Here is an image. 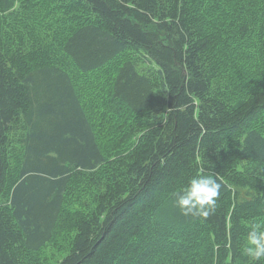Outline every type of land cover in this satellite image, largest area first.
I'll use <instances>...</instances> for the list:
<instances>
[{
  "label": "trees",
  "instance_id": "16d2710c",
  "mask_svg": "<svg viewBox=\"0 0 264 264\" xmlns=\"http://www.w3.org/2000/svg\"><path fill=\"white\" fill-rule=\"evenodd\" d=\"M258 221L264 0H0V264H248Z\"/></svg>",
  "mask_w": 264,
  "mask_h": 264
},
{
  "label": "clouds",
  "instance_id": "9594fccd",
  "mask_svg": "<svg viewBox=\"0 0 264 264\" xmlns=\"http://www.w3.org/2000/svg\"><path fill=\"white\" fill-rule=\"evenodd\" d=\"M222 184L212 175L193 177L182 193L177 194L175 206L185 217L207 218L215 209ZM242 254L248 264L264 262V221L252 223L244 238Z\"/></svg>",
  "mask_w": 264,
  "mask_h": 264
},
{
  "label": "rangeland",
  "instance_id": "374dc122",
  "mask_svg": "<svg viewBox=\"0 0 264 264\" xmlns=\"http://www.w3.org/2000/svg\"><path fill=\"white\" fill-rule=\"evenodd\" d=\"M125 56L131 59H138L135 57L134 53L128 52ZM150 67L145 63V66L141 68ZM112 67L108 68L107 71L110 72ZM134 119V117L132 118ZM112 130V128H111ZM110 135V134H109ZM122 178V175L119 176V180ZM79 206L70 205L69 208L63 213V215L74 217L77 213H79ZM69 234H62L61 237L58 238L56 244H49L43 249L39 254L34 255V264H58L60 260L67 254L69 244L71 243L72 236L74 233L72 230H69ZM64 232H67L66 230ZM60 233L57 232V235Z\"/></svg>",
  "mask_w": 264,
  "mask_h": 264
}]
</instances>
